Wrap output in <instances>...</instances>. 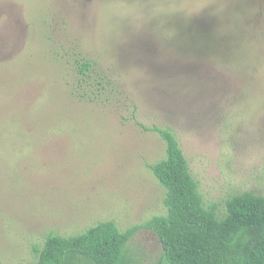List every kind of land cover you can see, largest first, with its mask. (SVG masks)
<instances>
[{"label": "rangeland", "instance_id": "rangeland-1", "mask_svg": "<svg viewBox=\"0 0 264 264\" xmlns=\"http://www.w3.org/2000/svg\"><path fill=\"white\" fill-rule=\"evenodd\" d=\"M231 1L241 40L182 36L185 13L209 27L218 0H0V264L33 263L48 234L101 221L138 226L122 264H158L143 225L166 213L149 168L165 143L143 126L173 131L218 217L235 194L264 197V0ZM80 52L114 82L103 101L80 96Z\"/></svg>", "mask_w": 264, "mask_h": 264}, {"label": "trees", "instance_id": "trees-1", "mask_svg": "<svg viewBox=\"0 0 264 264\" xmlns=\"http://www.w3.org/2000/svg\"><path fill=\"white\" fill-rule=\"evenodd\" d=\"M181 1L189 9L202 0ZM218 2L227 6L219 5L211 10L214 19L209 27L204 23L196 26L198 16L187 11L181 24L182 36L207 37L217 29L218 34L234 37L235 33L241 40L244 8L231 0ZM81 54L74 59L76 83L82 90L80 96L103 101L114 91V82L105 72L96 70V62ZM261 103L264 105V95ZM143 128L157 132L165 143L164 158L149 168L165 189L166 213L153 216L143 225L155 231L160 239L163 253L158 264H264V197L250 191L235 194L225 201V212L218 217L214 205L205 206L173 131L158 126ZM137 228L119 231L112 221H101L75 235L50 233L43 245L35 248L36 261L29 264H69L79 255L86 256L93 264H122L124 246Z\"/></svg>", "mask_w": 264, "mask_h": 264}]
</instances>
